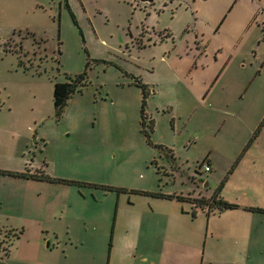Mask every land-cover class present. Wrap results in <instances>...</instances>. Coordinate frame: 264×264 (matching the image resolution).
<instances>
[{
	"label": "rangeland",
	"instance_id": "1",
	"mask_svg": "<svg viewBox=\"0 0 264 264\" xmlns=\"http://www.w3.org/2000/svg\"><path fill=\"white\" fill-rule=\"evenodd\" d=\"M262 27L264 0H0V264H207L213 216L130 189L191 197L207 155L215 169L198 170L214 186L261 121L252 148L264 146ZM87 57L89 82L57 116L54 82ZM124 71L150 85L151 139L179 170L147 143ZM36 169L73 182L15 174ZM235 172L262 191L264 156Z\"/></svg>",
	"mask_w": 264,
	"mask_h": 264
},
{
	"label": "crops",
	"instance_id": "2",
	"mask_svg": "<svg viewBox=\"0 0 264 264\" xmlns=\"http://www.w3.org/2000/svg\"><path fill=\"white\" fill-rule=\"evenodd\" d=\"M149 92H150V85H149ZM146 112L149 114V112L147 111V98H146ZM248 138L249 136L245 138L241 136L240 139L241 142H239L238 155L242 147L244 146L245 142L248 140ZM252 144L243 152L235 167L228 174V177L224 182V185L221 190V195L223 196V198H225L230 202L237 203L238 206L234 208L218 209V212H214V213H206V211L202 209L199 208L196 209V213L198 211H201L204 215L208 217V219L211 216H213V219L210 218V224L207 219V222L209 224V227L207 228L208 234L209 237L211 238V242H209L208 245L209 250L208 251L206 250L207 264H264V262L262 261L255 260L254 257L255 254H261L263 252L262 249H264V246L261 249L262 243L264 244V237H263L264 236V187L262 188V191H260L259 187L249 188L252 186L251 184L242 185L240 184L239 181H236L234 179L237 173L235 171L238 170V167H242V165L247 161H251L252 163H254L257 157L259 158V160H261V157L264 156V146L252 148L253 146ZM173 153L175 154L174 150ZM175 159H177V157H175ZM206 159L210 164V170H214L215 160L212 157V155H209V157L207 155ZM244 169H245L244 171L248 175L250 172L249 171L250 167L248 169L247 168ZM259 170H260L259 167H257V169H255L254 172L252 173L257 174ZM35 171H37V169ZM223 177L224 175L223 176L221 175L220 179H216V180L220 181ZM24 178H30L41 181L45 180V179L32 178V177H24ZM47 181H51V180H47ZM205 182H207L206 185ZM217 184H215L214 186H210V182L208 180L207 181L204 180L202 184L203 187L202 194L209 195L211 190ZM204 187L207 188L208 190L205 189ZM247 189L249 190L247 191ZM158 190L163 193H167L162 191L161 189L150 190V191H158ZM192 192L194 193L192 194ZM133 193H138V192H133ZM173 193L183 194L178 192H173ZM200 194H201L200 189L197 186V184H195V188L193 187V189L191 190V196H197ZM141 195H144L145 197L158 199V201H162V202L153 203L154 206H161V207H167L164 204L171 206L172 202L178 203L181 201H188V200H178L176 197L166 198L159 196H151L147 194H141ZM249 195L251 199L248 197ZM255 195L256 196L263 195V197H255ZM249 206H258L261 207L263 210L260 211V210L247 209V207ZM182 212L186 213V211L183 210ZM182 212L177 210L173 212L172 216L179 217V215H186L183 214ZM195 215H192V217H195ZM20 233L21 230H18V236H14L13 239L15 240L16 237H19ZM170 238H172L173 241H176L179 244L186 243L181 232H177L175 235L173 233V236ZM245 259L246 261H244Z\"/></svg>",
	"mask_w": 264,
	"mask_h": 264
},
{
	"label": "trees",
	"instance_id": "3",
	"mask_svg": "<svg viewBox=\"0 0 264 264\" xmlns=\"http://www.w3.org/2000/svg\"><path fill=\"white\" fill-rule=\"evenodd\" d=\"M66 2V0H65ZM66 7L69 10V6L67 3H65ZM72 15V14H71ZM74 23H76L74 16L72 15ZM138 46H144V44H140L139 42L137 43ZM87 61L85 63L84 69L76 74H65L66 79L64 81H55L53 84V89H52V101H53V106L55 110V114L57 116H60L62 109L64 105L66 104V101L71 95L76 92L80 91L81 88L89 82L88 78V73H87V67L88 64L90 63V58L87 57ZM95 62L98 61H103L101 59H91ZM125 74L130 75L132 77V82L139 87L140 89V105H139V123H140V129L147 141L148 144L152 145L155 147L158 152L161 154V156L165 159L167 166L172 169V170H179L178 166L176 165L177 161L175 159V154L173 153V150L171 147L166 146L162 143H154L151 139L150 136V130H153L154 128V120L153 117L146 112V98L149 93V85L148 83L144 82L142 78L139 76H135L133 74H130L126 71H124ZM262 121L259 123V125L253 130L251 136L248 138V140L245 142L244 146L242 147L239 155L237 156V159L234 161L228 172L224 175V177L219 181V183L211 190L209 195H197V196H184L182 194H175V193H163L161 191H150V190H143V189H130V191L133 192H138L141 194H147L151 196H159V197H166V198H171V197H176L178 200H188L191 205H192V210L191 214L195 215L196 209H202L206 211V213H214L218 212V209H226V208H234L237 207L238 204L235 202H230L223 198L221 195V190L224 185V182L226 181L228 174L232 171V169L235 167L237 164L239 158L243 154V152L252 144L253 140L257 136L258 131L260 130V127L262 125ZM205 163H208V160L204 158L200 164H198V167L195 168V173L191 175L190 181L193 182L194 184H197V186H201L204 181V177L202 176V172L200 173L201 167L203 168V171L206 172L204 169L203 165ZM210 165V164H209ZM210 170V169H209ZM159 171V170H158ZM208 171V170H207ZM10 172V171H8ZM167 172V171H165ZM15 174H22L25 175L26 177H32V178H39V179H45V180H51V181H66V182H73V180L69 179H64V178H59V177H52L50 175H47L43 173L41 170L40 171H35L34 173H19L15 172ZM174 174V172H173ZM197 179V181H196ZM199 181V182H198ZM97 184V183H96ZM99 185V184H98ZM103 187L109 188V189H114L116 191H125L128 190L125 187H118V186H110V185H105V184H100ZM207 189V188H205ZM208 190V189H207ZM194 192H192L193 194ZM247 209H253V210H263L261 207L258 206H249ZM14 236H18V232L12 230L11 232ZM9 249L6 248L4 251V257H6L9 253Z\"/></svg>",
	"mask_w": 264,
	"mask_h": 264
},
{
	"label": "built area",
	"instance_id": "4",
	"mask_svg": "<svg viewBox=\"0 0 264 264\" xmlns=\"http://www.w3.org/2000/svg\"><path fill=\"white\" fill-rule=\"evenodd\" d=\"M203 167L206 171L210 169V165L208 163H205Z\"/></svg>",
	"mask_w": 264,
	"mask_h": 264
},
{
	"label": "flooded vegetation",
	"instance_id": "5",
	"mask_svg": "<svg viewBox=\"0 0 264 264\" xmlns=\"http://www.w3.org/2000/svg\"><path fill=\"white\" fill-rule=\"evenodd\" d=\"M262 29H264V27H262ZM37 171H40V170H37ZM3 237H8V236H7V235H4V236H2V238H3ZM12 239H13V238L10 239L9 244L11 243Z\"/></svg>",
	"mask_w": 264,
	"mask_h": 264
},
{
	"label": "water",
	"instance_id": "6",
	"mask_svg": "<svg viewBox=\"0 0 264 264\" xmlns=\"http://www.w3.org/2000/svg\"><path fill=\"white\" fill-rule=\"evenodd\" d=\"M142 1H147V2H151L152 0H142ZM207 184V182H205V185Z\"/></svg>",
	"mask_w": 264,
	"mask_h": 264
}]
</instances>
